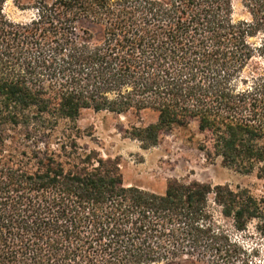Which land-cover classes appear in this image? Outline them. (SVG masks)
I'll use <instances>...</instances> for the list:
<instances>
[{"label":"trees","instance_id":"1","mask_svg":"<svg viewBox=\"0 0 264 264\" xmlns=\"http://www.w3.org/2000/svg\"><path fill=\"white\" fill-rule=\"evenodd\" d=\"M0 0V264H221L226 223L264 232L248 189L169 180L126 187L84 142V111L151 110L142 149L192 133L208 162L264 180V0ZM102 27V38L81 27Z\"/></svg>","mask_w":264,"mask_h":264},{"label":"rangeland","instance_id":"2","mask_svg":"<svg viewBox=\"0 0 264 264\" xmlns=\"http://www.w3.org/2000/svg\"><path fill=\"white\" fill-rule=\"evenodd\" d=\"M234 20L251 21V15L241 0H234ZM6 14L16 22L25 21L30 12H23L8 0ZM81 27L91 34L95 41L102 38V27L83 21ZM157 121V114L151 110L141 113L140 119L133 113L115 115L108 112L84 111L79 126L92 137L85 138L91 148L101 152L104 158L119 159L126 187L163 194L169 180L197 181L214 186H229L231 189H248L259 199L264 198V180L256 173L239 174L225 167L222 160L210 163L197 148L196 124L190 129L175 130L166 135L157 147L144 150L137 141L125 136L131 126H147ZM230 244L221 256V264H264V232L257 221H251L245 232H238L226 223ZM175 264H208L206 261L183 260Z\"/></svg>","mask_w":264,"mask_h":264}]
</instances>
